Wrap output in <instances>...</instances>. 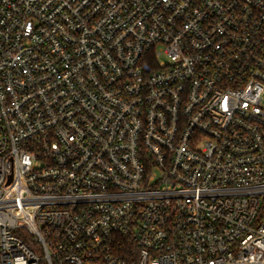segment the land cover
<instances>
[{
	"label": "built area",
	"instance_id": "built-area-1",
	"mask_svg": "<svg viewBox=\"0 0 264 264\" xmlns=\"http://www.w3.org/2000/svg\"><path fill=\"white\" fill-rule=\"evenodd\" d=\"M263 101L264 0H0V264H264Z\"/></svg>",
	"mask_w": 264,
	"mask_h": 264
},
{
	"label": "trees",
	"instance_id": "trees-1",
	"mask_svg": "<svg viewBox=\"0 0 264 264\" xmlns=\"http://www.w3.org/2000/svg\"><path fill=\"white\" fill-rule=\"evenodd\" d=\"M25 241L29 244V246H31V241H30V239L29 238H25Z\"/></svg>",
	"mask_w": 264,
	"mask_h": 264
},
{
	"label": "rangeland",
	"instance_id": "rangeland-1",
	"mask_svg": "<svg viewBox=\"0 0 264 264\" xmlns=\"http://www.w3.org/2000/svg\"><path fill=\"white\" fill-rule=\"evenodd\" d=\"M263 106H264V101H263ZM32 247H34L33 245H31Z\"/></svg>",
	"mask_w": 264,
	"mask_h": 264
}]
</instances>
